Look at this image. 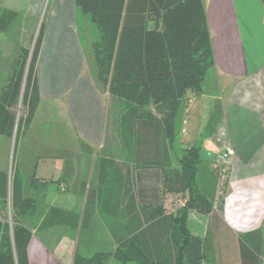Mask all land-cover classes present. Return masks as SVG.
<instances>
[{"label":"crops","instance_id":"obj_1","mask_svg":"<svg viewBox=\"0 0 264 264\" xmlns=\"http://www.w3.org/2000/svg\"><path fill=\"white\" fill-rule=\"evenodd\" d=\"M37 1L40 12L44 0ZM203 2L212 33L213 74L205 79L208 88L201 94H186L176 144L168 150L162 143L156 148L160 153L156 168L163 166L167 151L168 165L179 168V148L195 144L200 146L203 163L220 168V154L233 148L225 182L219 180L215 188L214 212L190 211L188 226L204 238L210 264H242L240 235L261 230L264 264V0ZM17 3L0 0V15L6 9L18 13ZM78 12L74 0L55 2L38 61L41 103L19 141L13 165L21 173L23 195L38 202L36 214L29 217L32 225L52 206L78 214L79 225L34 228L28 248L30 264H72L77 251L84 255L114 251L119 239L152 221L149 207L139 202L137 192L127 190L130 184L136 185L137 170L145 161L137 152L136 118L124 109L120 98L99 90L96 68L93 73L85 70L83 63L88 64L74 31ZM11 47L5 48L14 58L17 49ZM11 62L6 69L0 67V73L8 72ZM54 105L64 109L72 130L57 132L55 139L44 127L34 130L41 109L48 111ZM142 127L148 129L146 123ZM158 135L163 141V132ZM14 143V137L0 134L2 171H9ZM102 156L115 162L107 168L106 189L99 191ZM152 181L144 184L149 193ZM161 195L166 214L175 213L186 198L183 192L167 193L163 184ZM88 211L92 216L83 227ZM109 262L116 263L114 258Z\"/></svg>","mask_w":264,"mask_h":264},{"label":"trees","instance_id":"obj_2","mask_svg":"<svg viewBox=\"0 0 264 264\" xmlns=\"http://www.w3.org/2000/svg\"><path fill=\"white\" fill-rule=\"evenodd\" d=\"M74 1L100 33L92 44L99 90L120 98L124 109L136 118L140 146L137 152L147 161L137 170L136 185L130 184L127 190L137 192L139 202L149 207L152 221L119 239L114 251L97 250L91 255L77 251L72 264H113L109 262L112 258L136 264H210L204 238L190 231L188 216L192 210L201 214L214 212L219 178H214L212 188L198 185L202 159L197 144L183 149L179 168L168 165V151L166 156L163 154V166L156 168L160 161L156 148L162 143L168 150V146L176 144L178 117L186 94H201L215 66L203 0ZM16 17L17 12L5 10L0 15V32ZM45 33L46 24L42 22L33 47L17 49L0 88V134L15 138L14 156L41 103L38 61ZM142 123L148 129H143ZM114 162L101 157L99 191L106 189L107 168ZM228 165L220 167L225 179ZM149 179L154 182L152 193L144 185ZM162 184L167 193H186L183 206L175 213H165ZM37 209L38 202L23 195L19 170L14 165L11 172L0 170V264H30L28 248L34 228L41 231L59 224L72 228L79 225L78 214L57 206L32 225L27 219ZM91 216L86 212L83 227L88 226ZM239 246L242 264H261V230L241 234Z\"/></svg>","mask_w":264,"mask_h":264},{"label":"rangeland","instance_id":"obj_3","mask_svg":"<svg viewBox=\"0 0 264 264\" xmlns=\"http://www.w3.org/2000/svg\"><path fill=\"white\" fill-rule=\"evenodd\" d=\"M17 2H18L17 5H18V10H19V12L17 13V17L9 24V26L3 33L0 32V67L1 69H4V67L6 69V66L9 65V62L13 60L12 55L11 56L9 55L10 52L5 47L10 48L11 45H13V47L11 48H14V49H18L20 46H26L30 48L33 47L35 38L38 34V31H39V28L42 22H45L46 29H47L50 21L52 20L51 15L53 13V8H54L56 0H44V3H42L43 7L40 12L38 10L40 8H39V2L37 0H30V1L17 0ZM25 5L30 6L29 10L27 8H23ZM74 31L77 34L76 38L78 39L81 45V48L84 53V57L88 64L87 66L86 62L83 63L85 70L92 71L93 69H95V64H96L92 44L94 40L99 38L100 36L99 30L96 24L91 20L89 15L83 13L82 11H79L77 15V21L74 24ZM6 74L7 72L0 73V81L5 80ZM212 74H213V71L211 69L206 77L207 81L210 80ZM95 78H96V75H94V79ZM89 81L91 82L90 78H89ZM207 81H205L204 83L205 88H208ZM65 116L66 114L62 107L58 108L57 106L54 105V106H50L48 111H43L41 109L40 113H38L37 115L34 130H37L38 128L43 129L44 127L45 132H52L51 134L54 135V139H55V136H57V132H71L72 131L71 128L66 124ZM36 124H38V127H36ZM13 152H14V147L12 149V154L10 155V159L8 161L9 172H11L12 167H13V158H14ZM182 153H183V149L180 147L178 150L179 156ZM2 164H3V158H0V165L2 166ZM224 173L225 171H223L222 168H219V167L214 168L210 162H206V163L202 162V165L200 166L198 176H197L198 185L201 187L209 186L210 188H212L214 178L216 179L219 178L218 180H221V182L224 183L225 182L224 176H226V174ZM27 220L28 222L31 223L30 219H27ZM114 264H136V263L134 262L121 263V262L116 261V263Z\"/></svg>","mask_w":264,"mask_h":264},{"label":"built area","instance_id":"obj_4","mask_svg":"<svg viewBox=\"0 0 264 264\" xmlns=\"http://www.w3.org/2000/svg\"><path fill=\"white\" fill-rule=\"evenodd\" d=\"M234 154H235V151L233 148H231V147L226 148L219 156L220 163L221 164H230Z\"/></svg>","mask_w":264,"mask_h":264},{"label":"bare ground","instance_id":"obj_5","mask_svg":"<svg viewBox=\"0 0 264 264\" xmlns=\"http://www.w3.org/2000/svg\"><path fill=\"white\" fill-rule=\"evenodd\" d=\"M68 36H69V34H68ZM74 43H75V41H74ZM76 44V43H75ZM70 47V46H69ZM75 48V47H74ZM66 49V48H65ZM76 49V48H75ZM70 50V49H69ZM64 51V50H63ZM67 51V50H66ZM73 52V51H72ZM71 53V52H70ZM64 55H66L65 54V52H64ZM75 59V58H74ZM63 60V59H62ZM70 61V60H69ZM73 66V65H72ZM69 69V68H68ZM74 73V72H73ZM69 74V73H68ZM66 76V75H65ZM71 76V75H70ZM70 84V83H69Z\"/></svg>","mask_w":264,"mask_h":264}]
</instances>
